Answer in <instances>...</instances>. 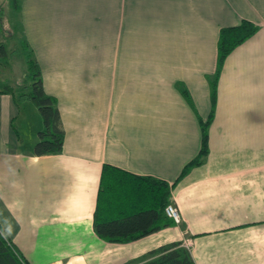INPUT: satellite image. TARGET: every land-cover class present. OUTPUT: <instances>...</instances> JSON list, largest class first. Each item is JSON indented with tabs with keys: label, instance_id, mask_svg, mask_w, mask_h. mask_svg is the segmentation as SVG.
Here are the masks:
<instances>
[{
	"label": "crops",
	"instance_id": "obj_1",
	"mask_svg": "<svg viewBox=\"0 0 264 264\" xmlns=\"http://www.w3.org/2000/svg\"><path fill=\"white\" fill-rule=\"evenodd\" d=\"M16 10L65 132L60 152L34 154L39 110L1 90L17 84L0 76V227L22 257L126 264L114 263L123 247L140 259L189 231L196 264H264V0H18ZM242 19L257 30L225 57L208 152L181 174L201 146L198 116L211 111L219 29ZM104 163L175 182L186 228L99 237Z\"/></svg>",
	"mask_w": 264,
	"mask_h": 264
},
{
	"label": "trees",
	"instance_id": "obj_2",
	"mask_svg": "<svg viewBox=\"0 0 264 264\" xmlns=\"http://www.w3.org/2000/svg\"><path fill=\"white\" fill-rule=\"evenodd\" d=\"M17 9L18 0H13ZM257 30V25L242 19L234 25L222 26L217 41V64L209 77L211 111L207 119L198 116L201 126V146L198 154L182 169L181 174L202 161L208 152V126L213 116L217 81L225 57L242 41ZM25 46L28 43L24 41ZM29 83L13 86L5 84L1 90L12 92L15 101L29 99L38 108L41 127L33 153L37 155L57 153L63 148L64 128L55 96L43 87L39 62L29 47ZM6 54V47L0 44V56ZM180 92L195 109L189 90L178 82ZM173 183L165 179L132 173L110 163L102 165L93 227L96 234L106 241L125 243L139 239L147 234L174 223L165 212V206L172 202ZM0 264H30L22 257L16 245L5 235L0 227ZM126 264H196L192 252L181 240H172L149 249L135 262Z\"/></svg>",
	"mask_w": 264,
	"mask_h": 264
},
{
	"label": "rangeland",
	"instance_id": "obj_3",
	"mask_svg": "<svg viewBox=\"0 0 264 264\" xmlns=\"http://www.w3.org/2000/svg\"><path fill=\"white\" fill-rule=\"evenodd\" d=\"M12 1L13 0H0V44H4L6 47V54L0 57V76H4V78L9 76L13 84L22 85L24 83L27 84L30 82V79L28 77L29 68L27 62V58H28L27 51L29 50V47L25 46L24 44L22 26L19 23L18 12L13 7ZM29 103L30 105H32V107H35L33 102L31 101L26 102L25 105L27 106L29 105ZM172 200H173L172 202H174L177 205V202H175L174 199ZM180 212L182 215V211ZM184 221L185 219L183 218L182 215V219L180 223L175 225H178V227L181 230L183 228L185 229L186 227L184 225ZM192 237L193 234L191 232L185 231L184 232L185 239H181V241L185 246L187 243H190L189 245L190 249L193 246L191 244ZM128 246L129 247L125 246L122 248L121 250L122 256L120 258H117L116 262L114 263L122 262L125 260L129 262H135L139 260L138 257L136 258L133 257V259L131 257H126L127 255H129V253H131L130 250L132 249L131 245ZM67 249H69L70 251L75 250L74 247L72 248V245L68 246L66 250ZM116 250L117 247L113 248L110 253L113 254L114 252H116ZM27 255L30 256L31 254L27 252ZM40 258L42 261H45L47 259V255H42ZM75 260L78 261L81 259L78 258ZM109 261H111V258H108L107 260L105 259V261L100 264L110 263Z\"/></svg>",
	"mask_w": 264,
	"mask_h": 264
},
{
	"label": "built area",
	"instance_id": "obj_4",
	"mask_svg": "<svg viewBox=\"0 0 264 264\" xmlns=\"http://www.w3.org/2000/svg\"><path fill=\"white\" fill-rule=\"evenodd\" d=\"M165 212L168 216L173 218L175 224L180 223V221L182 219V215H181V212H180L178 206L174 202H170L165 206ZM189 245H190V243L186 244V246H188V247H189Z\"/></svg>",
	"mask_w": 264,
	"mask_h": 264
}]
</instances>
